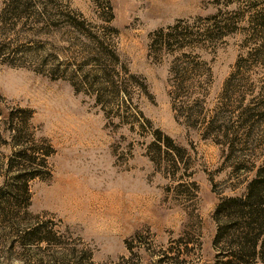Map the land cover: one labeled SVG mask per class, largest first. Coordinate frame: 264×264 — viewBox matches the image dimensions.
<instances>
[{
  "label": "rangeland",
  "instance_id": "1",
  "mask_svg": "<svg viewBox=\"0 0 264 264\" xmlns=\"http://www.w3.org/2000/svg\"><path fill=\"white\" fill-rule=\"evenodd\" d=\"M47 5L115 52L124 94L43 0H0V264H213L217 198L264 159V0Z\"/></svg>",
  "mask_w": 264,
  "mask_h": 264
},
{
  "label": "trees",
  "instance_id": "2",
  "mask_svg": "<svg viewBox=\"0 0 264 264\" xmlns=\"http://www.w3.org/2000/svg\"><path fill=\"white\" fill-rule=\"evenodd\" d=\"M43 1L44 8L39 14V20L41 22L44 21L45 24L52 26L54 29H73L79 36L94 43L96 49L93 53L98 57L96 61H103L99 65V69L103 72V76L106 79L105 82L108 86L112 87V92L124 94V91L120 89V82L117 83V80L112 81L118 77V73H116L118 58L115 52L107 45L98 41L97 37L87 33L83 22L78 21L70 13L64 12L61 7L57 8L55 13L51 15L46 11L48 0ZM161 34L163 33H158V35ZM182 81L185 82L184 79ZM181 91L179 88H176L172 92L174 97L172 98V108L176 113V118H188L194 128L201 127L203 139L215 138L218 134L216 117H211L208 122L193 120L194 113L192 109H187L186 107L188 106L181 100ZM232 141L216 142L222 148V153L227 151L230 154L226 156L228 160H230L229 158H233L231 149L239 142ZM35 172H30L23 177L33 178L37 174ZM230 175L237 179L240 176H244L236 184L242 186V189L235 196L217 198L211 214V219L216 227L212 241L214 252L213 264L264 263V159L257 168L242 165L235 167ZM19 191L21 194H26L27 185L23 184Z\"/></svg>",
  "mask_w": 264,
  "mask_h": 264
}]
</instances>
